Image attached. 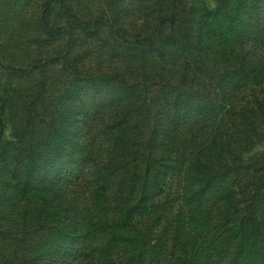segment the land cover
Wrapping results in <instances>:
<instances>
[{
	"label": "trees",
	"instance_id": "obj_1",
	"mask_svg": "<svg viewBox=\"0 0 264 264\" xmlns=\"http://www.w3.org/2000/svg\"><path fill=\"white\" fill-rule=\"evenodd\" d=\"M20 1L0 0V264H264V0H43L7 41Z\"/></svg>",
	"mask_w": 264,
	"mask_h": 264
},
{
	"label": "rangeland",
	"instance_id": "obj_2",
	"mask_svg": "<svg viewBox=\"0 0 264 264\" xmlns=\"http://www.w3.org/2000/svg\"><path fill=\"white\" fill-rule=\"evenodd\" d=\"M43 0H21L20 3L17 5V13H12L9 16V24H6V34H5V40H9V37L11 39H15L19 42H27L29 38H31L35 32L34 23L36 24L37 16L39 14V11L41 9ZM77 4H82V8L84 9L85 13L90 12L93 16H97L99 13H101L103 10H105V6L103 3V0H76ZM209 5L211 7L215 6V3L213 0H208ZM130 19L128 20V24L132 26L133 28H140L144 25V21L146 20V10L144 8H137L135 4L130 6L129 10ZM37 35H34L32 37L35 38ZM15 41V42H16ZM9 51V50H8ZM15 49L10 52H14ZM26 51H21L20 55L18 57L13 58L12 56H15L14 53L7 54L8 60L13 62H19L25 59ZM99 57L96 52L94 54L90 55L88 64L96 66L98 64V61L96 58ZM99 60L102 61L103 57H99ZM117 60V59H116ZM111 61V67H120V62H117L115 60H108ZM10 128H7V134L10 133ZM73 189V188H72ZM72 189H69L71 191ZM37 238H42L41 236H37ZM64 258V257H63ZM62 258V259H63ZM65 260H73V256H69L68 259L65 257ZM66 261H59L55 264H64Z\"/></svg>",
	"mask_w": 264,
	"mask_h": 264
}]
</instances>
